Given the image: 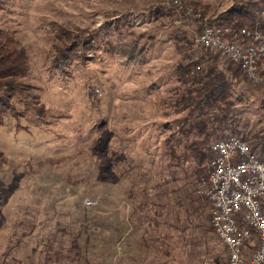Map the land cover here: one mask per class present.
Returning <instances> with one entry per match:
<instances>
[{"label":"rangeland","instance_id":"rangeland-1","mask_svg":"<svg viewBox=\"0 0 264 264\" xmlns=\"http://www.w3.org/2000/svg\"><path fill=\"white\" fill-rule=\"evenodd\" d=\"M194 1L216 16L251 0ZM0 3V27L25 49L22 81L33 87L14 102L21 115L0 127V264H115L155 242L163 226L176 227V246L185 242L198 263L223 259L197 163L176 165L169 142L189 112L175 103L189 88L176 69L201 56L198 29L209 24L179 13L156 19L152 0ZM50 22L94 33L86 63L64 74L51 68ZM135 40L148 48L147 62L123 67L110 48ZM227 60L221 55L222 70ZM232 99L240 128L264 127V63L261 81L242 78Z\"/></svg>","mask_w":264,"mask_h":264},{"label":"trees","instance_id":"trees-1","mask_svg":"<svg viewBox=\"0 0 264 264\" xmlns=\"http://www.w3.org/2000/svg\"><path fill=\"white\" fill-rule=\"evenodd\" d=\"M152 1L156 5V8L152 10L156 19L172 17L173 14L178 13L186 17L188 10H191L192 14L200 15L198 19H194L193 15L189 17L195 22L206 21L209 24H201L198 34L202 33L206 26L219 30L224 27L233 29L258 27L264 33V18L263 23H260L262 14H264V0L234 4L216 16H209L210 7H205L194 0ZM1 7L0 3V10ZM47 31L51 42L49 54L51 68L62 74L66 73L73 63H86L96 47V36L87 29L50 22ZM187 44L190 45L192 42L188 41ZM201 49L202 54L196 61L180 65L176 69L181 85L189 88L175 103L177 106L189 109V112L180 121L176 132L179 134L176 136L172 134L169 142L174 144L171 147L174 150L175 164L178 165L181 160L190 164L196 162L195 175L198 180L202 181L207 177L214 159L211 150L213 142L236 136L246 141L254 153L263 154L264 127L255 132L247 131L246 124L239 127L235 115V102L232 99L234 84L242 78L245 81L254 82L246 76L238 64L230 60H227L222 70L220 68L221 55H223L221 52H214L204 47ZM110 50L117 55L119 64L126 68L143 66L147 62L148 48L140 45L136 40L131 43L118 42L112 45ZM263 63L264 60L260 62V76ZM29 74L28 56L25 49L20 46L13 33L0 27V127L5 123L7 116L18 118L21 115V112L16 109L15 101L22 102L26 97L33 95V87L22 81ZM27 109H30L29 105ZM34 109L42 113V107ZM181 145H184L186 149L183 153L179 152ZM2 158L0 151V159ZM172 165H174L173 162Z\"/></svg>","mask_w":264,"mask_h":264},{"label":"built area","instance_id":"built-area-1","mask_svg":"<svg viewBox=\"0 0 264 264\" xmlns=\"http://www.w3.org/2000/svg\"><path fill=\"white\" fill-rule=\"evenodd\" d=\"M196 43L221 52L254 83L261 81L264 33L258 27L219 30L206 26ZM211 150L214 159L198 193L209 202L211 225L225 246L227 264H264V153H254L236 136L216 140ZM95 204L87 202L89 207Z\"/></svg>","mask_w":264,"mask_h":264},{"label":"crops","instance_id":"crops-1","mask_svg":"<svg viewBox=\"0 0 264 264\" xmlns=\"http://www.w3.org/2000/svg\"><path fill=\"white\" fill-rule=\"evenodd\" d=\"M113 231L116 232L117 228L114 227ZM127 231L128 230H126L125 233H127ZM156 232L157 237L155 242H146L144 245L143 240L141 244L144 246H142L143 249L141 247L140 252L125 256L120 259V262L116 259L115 264H227L226 249L221 242L224 252L223 259L216 262L207 259L198 263V259L195 257L191 258L187 251H182V245H184L185 242H179L176 246V227H157ZM153 243L155 244L152 245ZM136 246L138 247V244H136Z\"/></svg>","mask_w":264,"mask_h":264}]
</instances>
